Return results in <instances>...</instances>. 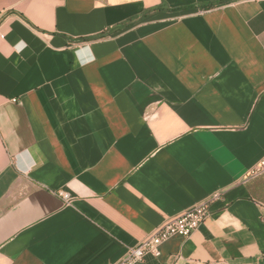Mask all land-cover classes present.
<instances>
[{
	"label": "crops",
	"instance_id": "1",
	"mask_svg": "<svg viewBox=\"0 0 264 264\" xmlns=\"http://www.w3.org/2000/svg\"><path fill=\"white\" fill-rule=\"evenodd\" d=\"M0 0V264H264V0ZM61 193L69 195L64 202Z\"/></svg>",
	"mask_w": 264,
	"mask_h": 264
},
{
	"label": "built area",
	"instance_id": "2",
	"mask_svg": "<svg viewBox=\"0 0 264 264\" xmlns=\"http://www.w3.org/2000/svg\"><path fill=\"white\" fill-rule=\"evenodd\" d=\"M258 172H264V160L256 167L253 174ZM60 195L64 202L68 203L70 201L69 195L65 193ZM217 199L218 195L215 194L180 215L167 219L138 245L128 248L126 255L116 264H136L148 254L159 257L161 254L160 247L166 240L175 235L189 237L196 231L208 218L210 206Z\"/></svg>",
	"mask_w": 264,
	"mask_h": 264
},
{
	"label": "trees",
	"instance_id": "3",
	"mask_svg": "<svg viewBox=\"0 0 264 264\" xmlns=\"http://www.w3.org/2000/svg\"><path fill=\"white\" fill-rule=\"evenodd\" d=\"M226 1H228V0H221L220 3H224V2H226Z\"/></svg>",
	"mask_w": 264,
	"mask_h": 264
}]
</instances>
